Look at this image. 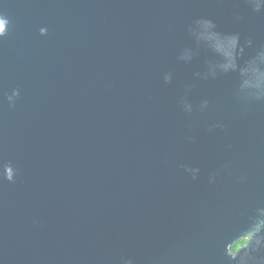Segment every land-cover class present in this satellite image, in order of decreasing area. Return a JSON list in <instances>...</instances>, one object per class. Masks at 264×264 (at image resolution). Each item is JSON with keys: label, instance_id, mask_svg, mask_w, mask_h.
I'll list each match as a JSON object with an SVG mask.
<instances>
[{"label": "water", "instance_id": "95a60500", "mask_svg": "<svg viewBox=\"0 0 264 264\" xmlns=\"http://www.w3.org/2000/svg\"><path fill=\"white\" fill-rule=\"evenodd\" d=\"M200 16L264 45L245 0H0V172L17 170L0 180V264H235L264 207V102L194 80L203 54L177 60Z\"/></svg>", "mask_w": 264, "mask_h": 264}, {"label": "clouds", "instance_id": "9594fccd", "mask_svg": "<svg viewBox=\"0 0 264 264\" xmlns=\"http://www.w3.org/2000/svg\"><path fill=\"white\" fill-rule=\"evenodd\" d=\"M245 4L253 13H264V0H245ZM235 19L239 21L242 17L236 14ZM6 24L7 20L0 18V37L6 35ZM47 33L46 27L39 29L41 36ZM186 35L190 43L179 49L177 60L184 64H192L203 54L200 68L192 73L194 80L232 78L235 81L234 95L239 101L245 104L264 102V45L256 47L254 52L249 53L248 50L254 47L252 38L242 41L239 32L221 31L212 19L202 16L190 21L186 26ZM162 79L165 84H171L173 73L164 72ZM194 87L195 84H185L184 94L178 100V105L187 114L194 111L193 104L188 100V95ZM19 95V89H13L11 94L6 96L10 108L15 107ZM208 107L209 101L203 99L197 110L204 111ZM222 127V123H216L211 125L209 130ZM6 166L7 174L0 172V180L14 183L17 170L12 163ZM229 166L230 162L225 163L223 168L226 170ZM180 167L193 180L198 178L200 172L198 167L186 165ZM217 175V172L211 173L209 183H214ZM262 253H264V207H259L249 218V224L239 239L226 250V255L235 261V264H264ZM121 264H133V261L121 258Z\"/></svg>", "mask_w": 264, "mask_h": 264}]
</instances>
